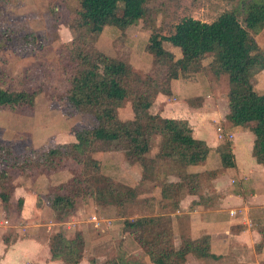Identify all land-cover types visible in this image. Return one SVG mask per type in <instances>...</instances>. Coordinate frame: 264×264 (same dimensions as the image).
I'll return each mask as SVG.
<instances>
[{
	"label": "trees",
	"instance_id": "trees-1",
	"mask_svg": "<svg viewBox=\"0 0 264 264\" xmlns=\"http://www.w3.org/2000/svg\"><path fill=\"white\" fill-rule=\"evenodd\" d=\"M15 1L0 0V54L8 48L28 51L40 46L35 32L24 27L14 31L2 24L4 6ZM62 1L65 10L71 12L67 21L75 35L71 46H63L59 51L61 71L67 77L64 106L67 115L84 116L87 124L74 128L75 142L72 143L35 148L28 143L0 141V200L3 204H10L16 175L35 179L67 171L71 177L52 187L44 197L57 222L63 223L75 215L79 199L93 198L98 205L122 206L135 199V189L118 184L102 173L101 163L94 157L107 152H120L127 162L138 164L142 180L165 179V167L177 172L178 182L158 185L161 199L172 201L175 210L185 194L199 195L200 174L188 173L186 169L203 164L210 148L193 137L186 121L163 118L152 114L150 108L157 95L172 96V81L190 82L204 71L215 81L226 76L229 111L226 120L233 127L252 125V156L264 167V93L255 90L256 75L264 70V47L260 48L255 40L264 29V0H241L232 11L223 12L210 23L184 18L175 25L170 36L157 34L158 10L150 7L156 0H72L70 5L67 0ZM119 5L121 19L115 21ZM140 21L151 33L145 50L158 75L154 78L142 77L129 61L106 55L96 46L107 27L124 31ZM164 43L178 47L181 57L176 59L164 48ZM206 60H209L207 65ZM37 94L38 90L0 85V110L31 111ZM193 101L189 99L186 103L194 107ZM126 102L130 104L133 119L122 121L118 111ZM156 138L159 139L157 152L151 156ZM217 151L222 168L235 167L230 143ZM160 165L162 173L157 172ZM210 175L214 178L217 172ZM22 203L21 199L17 202L19 213ZM122 232L151 264H184L192 252L202 257L210 255L205 242L183 240L176 250L171 220L167 217L124 220ZM50 240L52 261L79 264L83 259L85 242L80 232L67 237L63 231H57ZM89 264L97 263L91 260ZM102 264H125V261L108 260Z\"/></svg>",
	"mask_w": 264,
	"mask_h": 264
},
{
	"label": "rangeland",
	"instance_id": "rangeland-1",
	"mask_svg": "<svg viewBox=\"0 0 264 264\" xmlns=\"http://www.w3.org/2000/svg\"><path fill=\"white\" fill-rule=\"evenodd\" d=\"M68 1L67 5H70L72 0ZM240 1L156 0L150 4V7L158 10L156 18L157 34L170 36L174 32L175 25L184 18L191 17L210 23L216 20L223 12L232 11L238 6ZM63 2L62 0H17L13 3H8L3 8L5 13L2 17V24L14 31L24 27L35 32L40 46L30 48L28 51L8 48L4 53L0 54V74L5 75V77L0 76V85L2 87H13L17 90L26 89L28 91L38 90L33 110H21L17 112L0 110V141L19 143V145L28 143L35 148L42 146L49 147L58 143H68L70 139L75 138L73 133L74 128L86 126L87 124L84 116L77 114L67 115L64 106L63 98L67 89V77L61 71L62 61L59 51L63 46H71L75 35L67 21L70 20L69 16L71 12L65 10ZM53 9L57 15L53 13ZM121 14L122 7L119 5L114 14L115 21L121 19ZM150 34V31L141 21L124 31L110 26L104 29L98 38L96 46L100 51L111 57L127 60L129 63L132 60V67L138 74L142 77L152 76L154 78L158 75L152 68L151 56L145 50ZM255 40L260 48L264 47V29L255 36ZM165 46L170 47L171 44L164 43V48ZM172 49H174L176 54L179 53L177 47H172ZM208 62L209 60H206L204 64L207 65ZM198 75L201 77V83H210L217 90L214 91V94L207 90L204 92L205 97L207 96L206 94H209L211 98L215 95L219 102L209 110L208 114L211 115L212 119L217 113L222 116L228 107L226 103L228 94L226 76H221L215 81L208 72L204 71ZM255 90L260 94L264 93V70L256 75ZM178 95L179 99L182 100L184 95ZM192 99H194L193 102L196 105H201L200 99ZM126 103L129 104V102ZM130 112L129 107H126L125 111L123 109L120 110L121 116L119 118L122 121L127 120L132 117V113L130 114ZM231 126L228 121L212 120L207 122L204 128L209 139L215 137L218 141L217 149L230 143L232 151L234 134ZM218 128L221 131H218ZM242 128L246 132L245 134L250 132V127ZM219 135L221 136L220 138L218 137ZM158 141V138L154 140L150 153L151 156L157 152L156 145ZM113 153L116 154L117 152ZM100 155H95L94 158L97 159ZM116 155L120 157V160H125L122 153ZM220 166L219 154L216 150V152L212 153L208 163L206 160L205 169L201 166L189 167L190 170L195 169L199 171L193 174H200L199 195H197L199 202L206 204L208 200L212 199L213 181L211 180L213 177H211L210 173L213 171L218 173ZM162 168L160 165L157 172L162 173ZM165 170H167L165 171L167 173L166 177L165 179H160L159 182L142 180L140 185L134 188L135 199L127 201L122 206L98 205L93 198L77 200L76 213L73 218L71 217L65 223L58 224L55 230L63 231L67 237H72L76 232L81 233L82 230L90 235L92 239L87 243L88 248L85 250L88 263L91 260H94L97 264L116 259H123L125 261L128 259L126 253L132 249V246L125 244L126 241L128 242V239L124 238L122 232L123 221L135 220L140 217L162 216L170 218L168 214L175 210L171 206L172 201H163L160 205L156 203L155 197L158 193L157 187L160 185V182L171 180L168 176L176 177L180 180V177L176 174L177 172H172V170H169V167H165ZM63 173L65 176H59L57 183L66 180L67 172L64 171ZM102 173L106 175L104 170ZM227 176L230 179V175ZM108 177L118 184L125 185L121 182L120 176L111 175ZM13 184L15 186L20 184V187H25V190L35 195L37 207L40 208V200L44 199V195L42 194L45 191L44 189L40 191V189L46 186L44 185V187L40 188L39 177L33 179L28 176L16 175L13 179ZM235 185H237V182L232 186ZM1 192L2 186L0 185ZM12 197H14V194L11 196V199ZM17 202L18 199L14 200L13 205L10 206L9 204L6 206L0 200L1 256L4 255L6 246L10 247L15 241L20 239L27 240L29 238L40 240L45 236L48 237L47 234L41 231L37 219L36 221L24 220L19 217L20 213L18 212ZM92 217H95L97 222L92 221ZM5 222L7 223L5 224ZM28 259L31 258L29 257ZM130 260L134 261V259ZM27 264L31 263L27 261ZM125 264L133 263L125 261Z\"/></svg>",
	"mask_w": 264,
	"mask_h": 264
},
{
	"label": "crops",
	"instance_id": "crops-1",
	"mask_svg": "<svg viewBox=\"0 0 264 264\" xmlns=\"http://www.w3.org/2000/svg\"><path fill=\"white\" fill-rule=\"evenodd\" d=\"M172 47L174 46H165V49L172 52L176 59H179L181 57L180 49L177 47L179 53L176 54ZM130 64L133 66L132 60H130ZM206 90L213 92V94L214 91H217L215 86L212 87L210 83H201L199 75L190 82L174 80L171 84L172 96L157 95L150 112L163 118L186 121L192 130L193 137L204 141L209 146L210 153L206 159L208 163L212 153L217 150L218 141L215 137L209 139L204 127L207 122L212 120L227 121L226 115L229 111L227 107V111L222 116L217 113L212 119L211 115L208 114L209 110L219 102L215 95L211 98L209 94H206V98L204 96ZM178 94L184 95L182 100L179 99ZM170 98L172 99L170 100ZM192 98L200 99L201 105L189 107L186 101ZM226 103L228 106V102ZM126 107L130 108V104L126 103L120 110L125 111ZM120 110L118 111L119 116H121ZM131 116L123 121L132 120L133 113ZM251 126L245 127L251 128ZM231 127L234 134L232 153L235 167L224 169L220 166L221 169H218L219 172L216 177L212 178L213 196L211 198L213 201H211L212 199L208 200L205 204L199 202L197 195L185 194L180 199L178 208L168 214L176 250L180 248L183 240H189L192 243L205 242L209 248V257H202L199 253L192 252L187 255L184 264H261L264 262V167L257 164L252 156L254 142L252 132L249 130L250 132L245 134L246 132L242 130V127ZM72 142H75V138L70 139L68 143ZM116 154L113 152L102 153L97 157L101 163L102 171L104 170L107 176H120L121 182L128 187L136 188L142 181L141 167L136 163L130 164L124 159L120 160ZM204 165H206V161L198 166L205 169ZM63 172L39 176L40 188L46 186L40 189V191L45 190L42 194L44 197L52 187L71 177L70 173L65 171L67 172L66 180L57 183V178L63 175ZM187 172L193 174L199 171L190 170L188 167ZM227 175H230V179ZM168 177L171 178L168 182L179 181L176 177ZM235 182L237 185L232 186ZM157 191L156 203L160 205L163 200L160 197L159 187H157ZM13 194L14 197L10 199V206L13 205L14 200L21 199L23 203L19 217L24 220L36 221L37 219L41 231L48 237L45 236L40 240L37 238L20 239L12 243L10 247L6 246L4 255H0V264H27V261L31 264H62V262L51 260L50 239L57 232L55 227L61 223L55 220L45 198L40 200V208L37 207L36 196L25 190V187H20V184L16 185ZM232 211H235L234 215H231ZM81 233L84 237L85 249L83 259L79 264H89L85 250L88 248L87 243L92 237L83 230ZM124 238L128 239L125 244L132 246V249L126 251L128 258L125 260L126 262L151 264L131 239L126 236ZM123 254L125 255V253ZM14 256L17 257L14 258ZM29 257L31 259H28ZM130 259H134V261Z\"/></svg>",
	"mask_w": 264,
	"mask_h": 264
},
{
	"label": "built area",
	"instance_id": "built-area-1",
	"mask_svg": "<svg viewBox=\"0 0 264 264\" xmlns=\"http://www.w3.org/2000/svg\"><path fill=\"white\" fill-rule=\"evenodd\" d=\"M218 131H221V129L220 128H218L217 129ZM219 138L221 137L220 135L218 136ZM235 214V211H232L231 212V215H234ZM92 221H96L97 222V220H96V218L95 217H92V219H91ZM7 222H5V224H6ZM2 225V224H1Z\"/></svg>",
	"mask_w": 264,
	"mask_h": 264
}]
</instances>
